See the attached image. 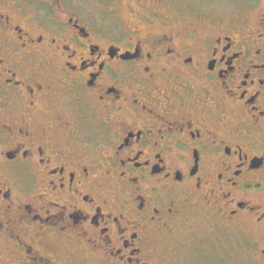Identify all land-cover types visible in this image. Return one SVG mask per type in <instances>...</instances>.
I'll list each match as a JSON object with an SVG mask.
<instances>
[{"label":"flooded vegetation","instance_id":"1","mask_svg":"<svg viewBox=\"0 0 264 264\" xmlns=\"http://www.w3.org/2000/svg\"><path fill=\"white\" fill-rule=\"evenodd\" d=\"M202 1L0 0V264H264V0Z\"/></svg>","mask_w":264,"mask_h":264},{"label":"rangeland","instance_id":"2","mask_svg":"<svg viewBox=\"0 0 264 264\" xmlns=\"http://www.w3.org/2000/svg\"><path fill=\"white\" fill-rule=\"evenodd\" d=\"M122 1H124V0H122ZM179 2H180L181 4L188 5V7L199 6V5H201V3H203L202 0H179ZM84 7H85L86 9H88V10H92V11L95 12V10H94L91 6H89L88 4H87L86 6L84 5ZM74 9H76V8H74ZM95 13H96V12H95ZM96 14H97V13H96ZM184 249H189V248H188V247H184L182 250L184 251ZM200 261H203V260L200 259ZM179 262H180V264H187V262H186V260H185V255H184V253H182V254L180 255V257H179Z\"/></svg>","mask_w":264,"mask_h":264}]
</instances>
